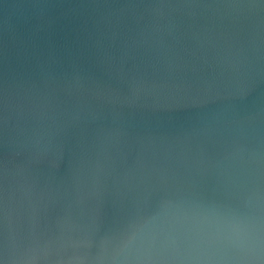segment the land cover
<instances>
[{
    "label": "water",
    "instance_id": "water-1",
    "mask_svg": "<svg viewBox=\"0 0 264 264\" xmlns=\"http://www.w3.org/2000/svg\"><path fill=\"white\" fill-rule=\"evenodd\" d=\"M262 198L264 0H0V264Z\"/></svg>",
    "mask_w": 264,
    "mask_h": 264
},
{
    "label": "clouds",
    "instance_id": "clouds-1",
    "mask_svg": "<svg viewBox=\"0 0 264 264\" xmlns=\"http://www.w3.org/2000/svg\"><path fill=\"white\" fill-rule=\"evenodd\" d=\"M167 215L166 217H168ZM154 219V218H153ZM213 229L133 226L113 260L120 264H264V198L247 211L228 210ZM159 245L160 255L153 249Z\"/></svg>",
    "mask_w": 264,
    "mask_h": 264
}]
</instances>
